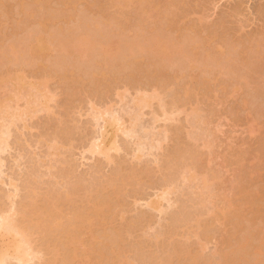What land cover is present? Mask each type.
Listing matches in <instances>:
<instances>
[{
  "label": "rangeland",
  "instance_id": "374dc122",
  "mask_svg": "<svg viewBox=\"0 0 264 264\" xmlns=\"http://www.w3.org/2000/svg\"><path fill=\"white\" fill-rule=\"evenodd\" d=\"M64 1L0 6V52L19 51L13 61L0 55V74L23 73L27 82H0L1 124L10 131L0 209L10 207L13 179L17 209L29 205L17 218L39 246L32 210L53 204L61 223H77L74 214L105 203L80 236L86 245L101 239L109 252L119 244L128 264H218L246 237L264 243V0H151L141 8V0ZM39 22L55 36L45 29L53 44L38 48L34 62L26 46ZM101 45L112 57L96 56ZM43 77L51 101L21 113ZM142 94L153 97L144 108ZM105 110L133 131L118 132L109 156L89 151ZM47 233L43 245L58 248L57 264H71L62 230ZM44 255L29 264H48L55 252ZM91 256L99 264V253Z\"/></svg>",
  "mask_w": 264,
  "mask_h": 264
},
{
  "label": "bare ground",
  "instance_id": "6f19581e",
  "mask_svg": "<svg viewBox=\"0 0 264 264\" xmlns=\"http://www.w3.org/2000/svg\"><path fill=\"white\" fill-rule=\"evenodd\" d=\"M74 1L75 0H66L64 1V3L72 4ZM128 3H131V2H128ZM147 3L151 4L152 1L151 0H141V2L138 3V6H140L139 4H141L140 6L141 8ZM3 4L4 3L2 2V0H0V6H3ZM18 4H20L21 6H24L23 0H20V1L18 0ZM46 23L47 22L45 23L42 22L39 24V28H41L42 30L44 29L42 31L43 33L40 31L41 29H39L36 33L35 31L30 33L31 35L29 37V42L27 43V46H26L27 54L28 56L31 57V59L33 57L32 61L34 62L37 61L34 58H36V56L38 57V55L40 56V54L37 53L38 48L44 49L48 43H49L48 45L53 44V39L55 35L54 36L52 35L54 32L52 31V29L50 30V28L47 27L48 25ZM45 29L48 32L51 31L50 35L53 36L52 37L53 39L50 38L51 36H49V33L47 34V31H46V35L44 34ZM39 31L40 33L37 34ZM47 35L49 36L50 40L48 38L47 39L50 42L47 41V39L45 38V36L48 37ZM86 39H87L86 42L89 45L91 46L95 45L93 41L89 40L88 38ZM9 48L10 49L8 50L6 49V51L1 49L2 52H0V55L3 57L5 56L8 59H11V61H13V59H16V58L18 59L17 54L19 51L14 46H10ZM258 49H260L259 59H261L262 49L261 48H258ZM59 50H61V52L65 55L70 52L68 46L65 43L59 44ZM92 50H93L92 52H95V54L97 53V51H94V49ZM98 52L100 53L96 54V56L102 54L106 58L108 56L112 57L110 56L111 54L109 55V52L106 50V47H104L103 45L100 46V50H98ZM62 53H60V55H63ZM60 62L61 63H59V65L60 66L62 65L61 66L62 70H64V68H66V70L70 68L68 65L67 66L64 65L62 61ZM46 73L48 74V72ZM25 78H23V73H17L16 75H11V72L8 70H5V72H2L0 74L1 83L11 80L12 82L14 81L15 85H22V84L27 83L26 80H24ZM46 78L47 77H43V79L39 80V82L32 83V91L29 94V101L27 103V108L24 109L21 113L23 114L25 113V115L28 116L31 114L30 110L33 109L35 105L47 106L48 102L51 101L52 98L47 94L48 89H47V84L45 81ZM155 97H156L155 99H157L159 95L158 97L157 95ZM152 100H153V97H149L146 94L145 95L142 94L138 98V103L142 108H144L148 104H150ZM165 111L166 110H163L164 115L167 114L165 113ZM4 113H5L4 115H7L6 111ZM105 117H108V118L105 119ZM136 118L137 117L132 119L131 128H134V124L137 123L136 121H138V118L137 119ZM0 119H1L0 120V124H1V121L3 119L2 118ZM97 119L104 120V124L102 126L104 130L101 132V135L98 141H96L90 146L89 151L94 154H101V155L109 156V154L112 151H116L118 149L116 145V137H117L118 132H122L126 136H130L133 131L132 129H128L126 127L125 121L123 120V118L120 117V115L116 113H112L110 110H105L103 112H100ZM9 132H10L9 129L7 126H5V124L0 125V152H4L8 148H10V145L8 143V138L10 134ZM141 150H142L141 148L138 149V152L135 154V157L139 158L140 155H142ZM2 166H3V161L0 158V174L2 173V170H1ZM0 181L4 182L1 179ZM9 185H11L14 188V190L12 191V194L8 196L10 207L5 208V209L3 208L0 209V264H12L14 262H15L14 264L16 263L17 264H29L30 261L33 262L34 259L39 260L40 258L45 256L44 255L45 251L55 252L54 258L48 264H57V261L59 260L58 257L60 256V252L58 248L54 247L53 249H51V248L45 247L47 244L43 245L44 240H45V234H48L47 232H53L54 229L62 230V235L64 237H61V238L65 239L66 246H68L72 251L71 254H69V261L71 264H73L75 260L77 261L80 258L84 259L85 264H89L90 261L92 260L91 255L92 253H95V252H98L100 255V260H97L99 264H128L126 261L118 257L117 250L120 248L119 244L112 245L111 250L109 252L108 249L106 251L104 250V247L107 248L108 245H105L104 247H102V249L98 247V245L101 242V239H97L95 244L92 243V241H90L89 244L86 245L83 243L82 238L80 236L82 229H90V224H92L93 221L98 219L99 216L101 217L102 209L107 206V205H104L105 203L101 204V202L96 201V203H92L91 208L85 214L84 212L74 214L73 218L77 221V223H74V221H70L71 218L68 221L69 223L68 222L61 223L62 217L57 214V212H60V210L57 208L56 205H53V204L50 208L47 207L46 209L39 208L38 210H32L38 217L36 219H30V224L31 226H34V228H36V230L41 235V238L43 241L41 245L37 246L36 243H37L38 238L34 239L35 235L32 229H30V226L25 225L24 220H19L17 218L21 213L26 214L29 208V205L24 206L23 209L21 210L22 212L19 209H17L18 207L16 206L15 199L18 197L19 188L13 179H10ZM203 186L205 189L209 187L204 182H203ZM163 194H166V193H163ZM157 199L159 200V198ZM165 199L163 198V200ZM155 200L152 201V205L153 207L157 208L160 205L159 204L160 201H155ZM71 217H72V214H71ZM69 230L75 232V235H73V237ZM104 238H106V236H104ZM254 238H255L254 235L244 238L234 248L233 255L224 257L221 260V262L218 264H264V258H262L264 255V243H262L259 246H255L254 243L252 242L253 241L252 239ZM102 250L105 251V253ZM118 258L120 261H118ZM40 264H45V263L42 262L41 260Z\"/></svg>",
  "mask_w": 264,
  "mask_h": 264
}]
</instances>
